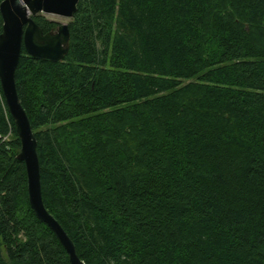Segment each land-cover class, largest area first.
Returning a JSON list of instances; mask_svg holds the SVG:
<instances>
[{"label":"trees","instance_id":"16d2710c","mask_svg":"<svg viewBox=\"0 0 264 264\" xmlns=\"http://www.w3.org/2000/svg\"><path fill=\"white\" fill-rule=\"evenodd\" d=\"M68 28L60 61L22 46L15 83L77 256L264 264V0H79ZM19 148L0 88V264H70Z\"/></svg>","mask_w":264,"mask_h":264},{"label":"water","instance_id":"95a60500","mask_svg":"<svg viewBox=\"0 0 264 264\" xmlns=\"http://www.w3.org/2000/svg\"><path fill=\"white\" fill-rule=\"evenodd\" d=\"M79 0H1L0 14V88L11 115L20 148L16 158L25 165L29 204L38 220L46 223L68 253L70 264H85L76 254L74 244L61 225L45 208L40 183L37 141L29 117L22 106L15 83V70L22 46L28 55L52 62L63 59L69 47L67 23L43 32L32 19L36 14L71 19Z\"/></svg>","mask_w":264,"mask_h":264},{"label":"rangeland","instance_id":"374dc122","mask_svg":"<svg viewBox=\"0 0 264 264\" xmlns=\"http://www.w3.org/2000/svg\"><path fill=\"white\" fill-rule=\"evenodd\" d=\"M45 16L48 19L56 21L58 24L59 23H67L69 21V19H66V18H63V17H59V16H55V15H45ZM57 25L55 27H57Z\"/></svg>","mask_w":264,"mask_h":264}]
</instances>
